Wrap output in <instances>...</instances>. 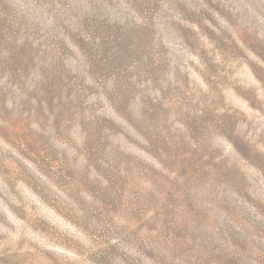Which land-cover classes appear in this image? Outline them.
I'll list each match as a JSON object with an SVG mask.
<instances>
[{"label":"rangeland","instance_id":"obj_1","mask_svg":"<svg viewBox=\"0 0 264 264\" xmlns=\"http://www.w3.org/2000/svg\"><path fill=\"white\" fill-rule=\"evenodd\" d=\"M181 226L264 231V0H0V233Z\"/></svg>","mask_w":264,"mask_h":264},{"label":"trees","instance_id":"obj_2","mask_svg":"<svg viewBox=\"0 0 264 264\" xmlns=\"http://www.w3.org/2000/svg\"><path fill=\"white\" fill-rule=\"evenodd\" d=\"M0 264H264V231L0 233Z\"/></svg>","mask_w":264,"mask_h":264}]
</instances>
